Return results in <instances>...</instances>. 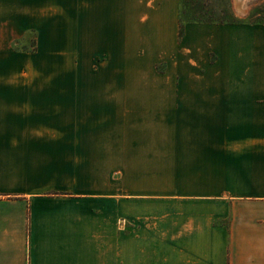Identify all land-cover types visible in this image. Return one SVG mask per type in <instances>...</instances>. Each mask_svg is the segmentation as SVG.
<instances>
[{
    "label": "crops",
    "instance_id": "obj_1",
    "mask_svg": "<svg viewBox=\"0 0 264 264\" xmlns=\"http://www.w3.org/2000/svg\"><path fill=\"white\" fill-rule=\"evenodd\" d=\"M180 10L0 0V264H264V26Z\"/></svg>",
    "mask_w": 264,
    "mask_h": 264
},
{
    "label": "rangeland",
    "instance_id": "obj_2",
    "mask_svg": "<svg viewBox=\"0 0 264 264\" xmlns=\"http://www.w3.org/2000/svg\"><path fill=\"white\" fill-rule=\"evenodd\" d=\"M180 21L181 25L186 22H210L212 24L235 22L264 26V0H245L243 4H238V0L234 2L233 0H181ZM3 39L0 37L1 47L4 45L2 44ZM34 40V36L29 35L23 42L17 44V41L13 45V51L23 53L27 49L30 53ZM73 60L72 64L77 61L74 58ZM21 76L27 78L31 74Z\"/></svg>",
    "mask_w": 264,
    "mask_h": 264
},
{
    "label": "trees",
    "instance_id": "obj_3",
    "mask_svg": "<svg viewBox=\"0 0 264 264\" xmlns=\"http://www.w3.org/2000/svg\"><path fill=\"white\" fill-rule=\"evenodd\" d=\"M186 23H190V22H186ZM185 23V24H186ZM197 23H210V22H197ZM228 23V22H227ZM229 23H235V22H229ZM184 26V25H183Z\"/></svg>",
    "mask_w": 264,
    "mask_h": 264
},
{
    "label": "bare ground",
    "instance_id": "obj_4",
    "mask_svg": "<svg viewBox=\"0 0 264 264\" xmlns=\"http://www.w3.org/2000/svg\"><path fill=\"white\" fill-rule=\"evenodd\" d=\"M240 2V1H239Z\"/></svg>",
    "mask_w": 264,
    "mask_h": 264
}]
</instances>
